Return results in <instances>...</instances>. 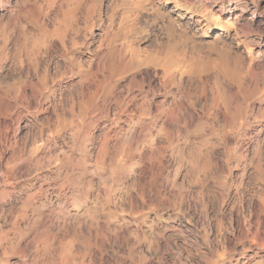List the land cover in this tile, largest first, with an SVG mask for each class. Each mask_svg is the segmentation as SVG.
Masks as SVG:
<instances>
[{
	"label": "rangeland",
	"instance_id": "374dc122",
	"mask_svg": "<svg viewBox=\"0 0 264 264\" xmlns=\"http://www.w3.org/2000/svg\"><path fill=\"white\" fill-rule=\"evenodd\" d=\"M263 195L264 0H0V264H264Z\"/></svg>",
	"mask_w": 264,
	"mask_h": 264
},
{
	"label": "bare ground",
	"instance_id": "6f19581e",
	"mask_svg": "<svg viewBox=\"0 0 264 264\" xmlns=\"http://www.w3.org/2000/svg\"><path fill=\"white\" fill-rule=\"evenodd\" d=\"M176 7V5H175ZM179 9V8H178ZM177 13V12H176ZM180 18H183L185 17V15L183 16L181 13L178 15ZM219 29V30H222V29H225V28H222V26L220 27H213L211 28L210 32L212 31H215L216 29ZM261 153V152H260ZM264 196V195H263ZM258 209L264 214V197H258ZM261 217V216H260ZM257 225V224H256ZM259 229V228H258ZM259 235V231L257 230L250 238H251V241H254L256 242L257 244L259 245H264V238L260 239V237L258 236Z\"/></svg>",
	"mask_w": 264,
	"mask_h": 264
}]
</instances>
